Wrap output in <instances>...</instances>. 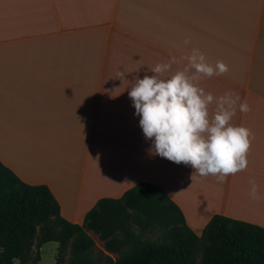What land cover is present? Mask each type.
<instances>
[{
	"label": "crops",
	"instance_id": "1",
	"mask_svg": "<svg viewBox=\"0 0 264 264\" xmlns=\"http://www.w3.org/2000/svg\"><path fill=\"white\" fill-rule=\"evenodd\" d=\"M193 48L229 66L201 86L251 107L232 121L255 135L248 167L224 183L153 154L128 95L137 76ZM0 161L46 184L73 223L146 181L197 235L215 214L264 227V198L249 195L255 179L264 197V0H0Z\"/></svg>",
	"mask_w": 264,
	"mask_h": 264
},
{
	"label": "trees",
	"instance_id": "2",
	"mask_svg": "<svg viewBox=\"0 0 264 264\" xmlns=\"http://www.w3.org/2000/svg\"><path fill=\"white\" fill-rule=\"evenodd\" d=\"M153 229L159 239L141 238ZM87 231L107 252L131 246L118 257L101 254L100 264H264L261 225L215 214L197 235L166 192L146 181L98 199L82 224L73 223L46 184L24 182L0 161V264H38L50 241L58 243L52 264H94Z\"/></svg>",
	"mask_w": 264,
	"mask_h": 264
},
{
	"label": "clouds",
	"instance_id": "3",
	"mask_svg": "<svg viewBox=\"0 0 264 264\" xmlns=\"http://www.w3.org/2000/svg\"><path fill=\"white\" fill-rule=\"evenodd\" d=\"M190 42V38L184 41ZM184 61L183 67L165 76L174 64ZM228 71L224 61L210 63L203 52L193 48L189 55L179 60L172 56L152 67L151 74L137 76L128 93L145 139L153 141L150 151L190 166L201 177L214 176L217 183L247 169L255 139L251 128L232 123L238 110L251 111L247 101L241 103L240 95L232 90L217 97L201 86L203 79ZM126 78L125 71L117 73V79ZM249 185L251 199L264 198L255 179H250Z\"/></svg>",
	"mask_w": 264,
	"mask_h": 264
},
{
	"label": "rangeland",
	"instance_id": "4",
	"mask_svg": "<svg viewBox=\"0 0 264 264\" xmlns=\"http://www.w3.org/2000/svg\"><path fill=\"white\" fill-rule=\"evenodd\" d=\"M136 232H139L138 230H136ZM88 235L90 237L93 238L94 240V247H93V257H94V264H100V255L102 254H108L110 256L113 257H118L122 254V252H126L129 250V247L126 249H123V251L121 253H111V252H107L106 250H104L103 248V241L98 237L97 234L93 233V232H87ZM161 232L158 229H153L151 231H147L144 232L141 235V238L144 240H157L160 237ZM56 246L57 243L56 242H47L44 243V246L42 248V252H41V258L38 262V264H52L55 261V255H56ZM12 264H19L17 260H15Z\"/></svg>",
	"mask_w": 264,
	"mask_h": 264
}]
</instances>
